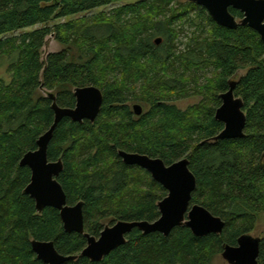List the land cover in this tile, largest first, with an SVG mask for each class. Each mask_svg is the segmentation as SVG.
<instances>
[{"label":"trees","instance_id":"obj_1","mask_svg":"<svg viewBox=\"0 0 264 264\" xmlns=\"http://www.w3.org/2000/svg\"><path fill=\"white\" fill-rule=\"evenodd\" d=\"M0 0V264H44L32 242H54L59 254L77 256L65 264H212L224 248L253 232L264 214V42L248 26L230 30L214 22L206 9L179 0ZM110 15L85 18L55 27L51 22L114 4ZM238 19L243 15L231 9ZM41 29L18 36L17 32ZM185 55L177 44L186 33ZM56 36L70 48L42 61L46 39ZM162 39L160 45L156 44ZM212 69V98L181 111L169 103L182 94L189 72ZM240 71L236 97L244 102L243 139H213L224 130L215 118L220 95ZM95 86L104 95L95 123L64 119L54 132L48 158L62 159L58 181L69 205L83 202L85 231L98 238L102 222L159 219L158 203L167 191L137 166L126 165L119 151L159 158L166 165L189 160L197 187L192 204L221 218V235L195 237L175 228L168 237L134 230L127 243L100 263L81 257L85 236L66 233L53 208L42 213L24 194L31 171L21 167L36 151L40 137L54 122L52 93L62 108H74L77 88ZM140 87V88H139ZM148 112L134 114L138 89ZM44 93L46 95H44ZM258 264H264L261 239Z\"/></svg>","mask_w":264,"mask_h":264},{"label":"water","instance_id":"obj_2","mask_svg":"<svg viewBox=\"0 0 264 264\" xmlns=\"http://www.w3.org/2000/svg\"><path fill=\"white\" fill-rule=\"evenodd\" d=\"M207 10L211 18L221 27L236 30L239 26H248L259 34L264 42V0H185ZM231 9L239 11L243 17L236 18ZM158 38L156 44L160 45ZM238 81H230L229 90L220 98L221 106L216 110L215 118L224 124V130L213 140H233L246 137L247 116L244 102L236 97ZM76 104L74 108H62L56 103L52 93L48 98L53 101L54 122L37 142V150L25 154L20 162L21 167L31 171V181L24 194L30 196L36 204L38 213L46 208H53L60 214L66 233L85 236L87 246L81 257L93 263L102 262L113 251L127 243V237L139 230L144 235L159 233L168 237L178 227H187L197 238L208 235H221L225 222L212 215L206 208L192 204L193 194L197 187L194 174L189 169V160L184 158L172 165H166L159 158H151L139 153L119 151L123 162L129 166H137L148 172L153 181L167 191V196L158 203L160 217L149 221H118L112 227H105L98 238L85 231L83 202L69 205L66 192L58 181L64 170L62 159L52 162L48 158L49 145L60 122L70 119L75 123L89 121L95 123L101 114L104 104L103 92L95 86H87L74 90ZM136 116L143 114L140 105H134ZM261 239L252 235L242 236L237 246L227 245L222 257L229 264H258L261 253ZM32 248L38 260L44 264H65L75 261L77 256H64L58 253L54 242L33 241Z\"/></svg>","mask_w":264,"mask_h":264},{"label":"rangeland","instance_id":"obj_3","mask_svg":"<svg viewBox=\"0 0 264 264\" xmlns=\"http://www.w3.org/2000/svg\"><path fill=\"white\" fill-rule=\"evenodd\" d=\"M139 0H135V1H131V2H127V3H135ZM182 3H186L185 0H179ZM126 3H122V4H114L111 6H107V7H103L100 9H96L93 10L91 12L85 13V14H81L78 16H74V17H69L66 19H59V20H54L53 22H51L49 24V26L51 27H55L58 25H62V24H66L69 22H73V21H78V20H82V19H86L88 21H91L92 19H94L97 16L100 15H110L112 14V12L123 6ZM239 20V19H238ZM44 26H38L29 30H25V31H21V32H17L15 34L12 35H8L7 37H14V36H18L21 35L23 33L26 32H32L34 30H38L43 28ZM194 29H186V33L181 37V39L178 41L177 44V54H183L185 55V51H186V45L188 43V38L192 37V33H193ZM77 53L78 51V47H74L72 46H63L61 45L58 41H56V36L55 35H51L46 39V45L45 47L42 49L41 51V57H42V61L45 62L47 56L49 54L52 53H59L64 51L65 49H69L70 50ZM7 66L6 64H2V66H0V77L3 79H8V74H7ZM247 71H240L238 76L236 78H234L233 80H238L239 77L243 76L246 74ZM190 74L186 75L184 77V92L182 94H174V95H170L173 96L170 98H168V100H174L171 101L169 104L170 105H174L176 106L179 110L181 111H187L189 108L198 105L202 102H206L208 100H211L212 95H211V90L207 89V87H210L209 83L210 81L214 78V72L212 69L208 68V69H204L203 71H198V73L194 72H189ZM140 88V87H139ZM139 88L137 89L138 92L136 93V95L138 96V100L139 102H134L131 101L129 103V106L131 108H133L134 105H140L143 108V114L148 112L149 110V105L147 103H145L142 100H147V95L145 93H143L141 91V89L139 90ZM44 95H46L44 93ZM115 223H117V221H114L112 219H108L102 222V225L104 227H112ZM250 235H252L255 238H260V239H264V214L260 215L259 220L257 222L256 228L253 232L250 233ZM212 264H229L223 257L222 255H219L218 257L215 258V260L213 261Z\"/></svg>","mask_w":264,"mask_h":264},{"label":"flooded vegetation","instance_id":"obj_4","mask_svg":"<svg viewBox=\"0 0 264 264\" xmlns=\"http://www.w3.org/2000/svg\"><path fill=\"white\" fill-rule=\"evenodd\" d=\"M232 81H236V80H232ZM221 95H222V94H221ZM221 95H220V96H221Z\"/></svg>","mask_w":264,"mask_h":264}]
</instances>
